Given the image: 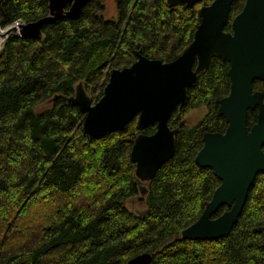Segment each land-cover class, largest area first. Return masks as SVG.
<instances>
[{
	"label": "trees",
	"instance_id": "obj_1",
	"mask_svg": "<svg viewBox=\"0 0 264 264\" xmlns=\"http://www.w3.org/2000/svg\"><path fill=\"white\" fill-rule=\"evenodd\" d=\"M193 7L166 0H118V18H102V0H90L77 20L43 28L42 40L11 34L0 51V264H126L148 253L150 264H264V173L250 188L227 237L182 240L219 186L211 169L195 164L205 132L224 133L218 102L229 94V64L212 57L187 90L168 127L177 130L174 155L148 183L135 177L130 158L140 130L134 117L124 130L90 139L82 115L67 100L81 85L91 101L103 94L109 73L131 66L136 52L171 62L191 43L199 23ZM245 0H234L225 32ZM47 0H0V30L34 22ZM263 94L264 80L254 81ZM44 103L50 107L36 109ZM205 107L194 126L184 123ZM249 111L247 126L256 123ZM264 152V145L262 148ZM144 187L145 211L127 201ZM227 210L223 206L215 214Z\"/></svg>",
	"mask_w": 264,
	"mask_h": 264
},
{
	"label": "water",
	"instance_id": "obj_2",
	"mask_svg": "<svg viewBox=\"0 0 264 264\" xmlns=\"http://www.w3.org/2000/svg\"><path fill=\"white\" fill-rule=\"evenodd\" d=\"M89 1L47 0L46 16L0 32V38L4 39L0 51L15 29V35L23 39L42 40L44 26L63 17L77 20ZM201 1L166 0V3L193 7ZM233 1L213 0L199 9V23L192 41L175 60L166 63L137 53L131 66L109 73L99 100L92 102L80 84L67 100L84 115L82 132L90 139L122 131L134 117L140 130L155 124L153 134H139L135 138L130 152L135 177L148 183L174 155L177 130L168 127L172 112L186 104L187 90L208 68L212 57L229 64V94L218 102L217 109L218 116L226 120V130L205 132L203 146L194 159L198 167L211 169L220 184L200 217L182 230V240L227 237L256 176L264 173V99L252 87L254 81L264 80V0H245L231 22V32H225ZM254 110H257L256 123L248 128V112ZM139 193L138 198L143 201L146 189L141 186ZM223 206L227 210L214 217ZM150 261V254L143 253L126 264H150Z\"/></svg>",
	"mask_w": 264,
	"mask_h": 264
},
{
	"label": "rangeland",
	"instance_id": "obj_3",
	"mask_svg": "<svg viewBox=\"0 0 264 264\" xmlns=\"http://www.w3.org/2000/svg\"><path fill=\"white\" fill-rule=\"evenodd\" d=\"M105 10L103 12V18L106 20H113L116 18V7L114 0H104ZM3 32V31H2ZM17 30H14L13 33L16 34ZM4 33V32H3ZM93 102V101H92ZM50 107V104L44 103L41 104L37 109L36 112H42L43 110ZM206 113L205 107H201L191 111L187 117V125L194 126L197 122H199ZM126 207L135 213H141L145 211V205L142 201L139 200L138 197H135L126 203Z\"/></svg>",
	"mask_w": 264,
	"mask_h": 264
},
{
	"label": "flooded vegetation",
	"instance_id": "obj_4",
	"mask_svg": "<svg viewBox=\"0 0 264 264\" xmlns=\"http://www.w3.org/2000/svg\"><path fill=\"white\" fill-rule=\"evenodd\" d=\"M117 1H118V0H114V2H115V7H116V18L113 19V20H107V21H114V22H115V21L117 20V18H118V12H117ZM212 1H213V0H212ZM212 1H211V2H212ZM102 3H103V6H104V0H102ZM206 6H207V5H206ZM104 10H105V6H104ZM104 10H103V12H104ZM103 12H102V14H101V15H102V18H103ZM103 19H104V18H103ZM104 20H106V19H104ZM137 53H139V52H136V54H137ZM139 55H141V54L139 53ZM136 56H137V55H136ZM225 97H226V96H225ZM187 115H188V114H187ZM170 117H171V116H170ZM186 117H187V116H185V121H184V123L187 125ZM169 119H170V118H169ZM142 202H143V201H142Z\"/></svg>",
	"mask_w": 264,
	"mask_h": 264
},
{
	"label": "built area",
	"instance_id": "obj_5",
	"mask_svg": "<svg viewBox=\"0 0 264 264\" xmlns=\"http://www.w3.org/2000/svg\"><path fill=\"white\" fill-rule=\"evenodd\" d=\"M19 25V22H16L12 27H10V28H17V26ZM7 29H9V28H7ZM6 30V29H5ZM5 30H0V32H2V31H5ZM16 30V29H15Z\"/></svg>",
	"mask_w": 264,
	"mask_h": 264
},
{
	"label": "bare ground",
	"instance_id": "obj_6",
	"mask_svg": "<svg viewBox=\"0 0 264 264\" xmlns=\"http://www.w3.org/2000/svg\"><path fill=\"white\" fill-rule=\"evenodd\" d=\"M3 41H4V39L0 38V44H2V43H3Z\"/></svg>",
	"mask_w": 264,
	"mask_h": 264
}]
</instances>
